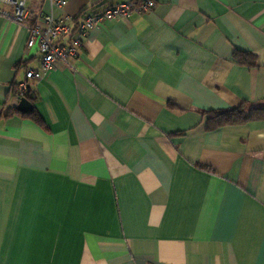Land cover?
<instances>
[{
    "label": "crops",
    "instance_id": "1",
    "mask_svg": "<svg viewBox=\"0 0 264 264\" xmlns=\"http://www.w3.org/2000/svg\"><path fill=\"white\" fill-rule=\"evenodd\" d=\"M65 1L29 22L130 0ZM152 1L32 82L43 125L6 116L41 56L0 15V264H264V120L201 114L264 105V0Z\"/></svg>",
    "mask_w": 264,
    "mask_h": 264
},
{
    "label": "built area",
    "instance_id": "2",
    "mask_svg": "<svg viewBox=\"0 0 264 264\" xmlns=\"http://www.w3.org/2000/svg\"><path fill=\"white\" fill-rule=\"evenodd\" d=\"M27 2L28 0H0V15L26 27L29 32L28 48H35L41 56L40 68L27 70L25 79L19 83L16 102L25 98L29 82L41 80L61 62L76 59L89 31L108 21L128 20L134 13H145L156 6L152 0H130L85 16L78 24L70 16L55 19L51 15L30 23ZM54 2L59 7L66 5L65 0Z\"/></svg>",
    "mask_w": 264,
    "mask_h": 264
},
{
    "label": "trees",
    "instance_id": "3",
    "mask_svg": "<svg viewBox=\"0 0 264 264\" xmlns=\"http://www.w3.org/2000/svg\"><path fill=\"white\" fill-rule=\"evenodd\" d=\"M234 59L237 64L247 67H255L257 65V57L251 53H243L236 51ZM19 83H14L10 92V97L18 95ZM24 97L34 105L36 95L32 89V82L28 83L27 92ZM20 113L15 108L8 110L6 116ZM207 120V128L215 130L228 125H239L252 121L264 120V105H253L251 103H243L241 106L226 110L202 111L201 113ZM25 118H29L34 122L43 125L44 122L35 109L29 114L20 113ZM181 135V134H178Z\"/></svg>",
    "mask_w": 264,
    "mask_h": 264
},
{
    "label": "water",
    "instance_id": "4",
    "mask_svg": "<svg viewBox=\"0 0 264 264\" xmlns=\"http://www.w3.org/2000/svg\"><path fill=\"white\" fill-rule=\"evenodd\" d=\"M16 109L22 113H29L33 110V104L30 103L26 98H22L19 100Z\"/></svg>",
    "mask_w": 264,
    "mask_h": 264
}]
</instances>
